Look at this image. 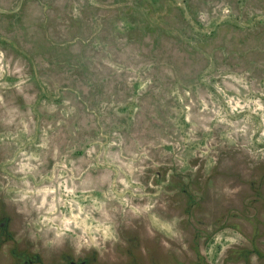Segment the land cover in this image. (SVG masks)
<instances>
[{
	"label": "rangeland",
	"instance_id": "obj_1",
	"mask_svg": "<svg viewBox=\"0 0 264 264\" xmlns=\"http://www.w3.org/2000/svg\"><path fill=\"white\" fill-rule=\"evenodd\" d=\"M0 264H264V0H0Z\"/></svg>",
	"mask_w": 264,
	"mask_h": 264
}]
</instances>
